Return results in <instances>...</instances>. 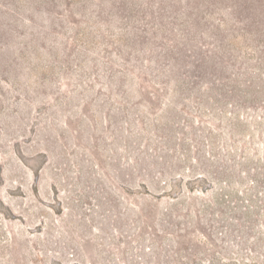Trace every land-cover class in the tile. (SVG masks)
I'll return each instance as SVG.
<instances>
[{"label": "rangeland", "instance_id": "374dc122", "mask_svg": "<svg viewBox=\"0 0 264 264\" xmlns=\"http://www.w3.org/2000/svg\"><path fill=\"white\" fill-rule=\"evenodd\" d=\"M0 264H264V0H0Z\"/></svg>", "mask_w": 264, "mask_h": 264}]
</instances>
